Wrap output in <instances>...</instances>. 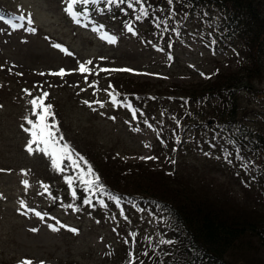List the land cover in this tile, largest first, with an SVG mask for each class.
Returning <instances> with one entry per match:
<instances>
[{
    "label": "rangeland",
    "instance_id": "rangeland-1",
    "mask_svg": "<svg viewBox=\"0 0 264 264\" xmlns=\"http://www.w3.org/2000/svg\"><path fill=\"white\" fill-rule=\"evenodd\" d=\"M69 2L0 0V16L4 17L0 20V264H116L112 251L119 246L122 229L139 230L155 241L166 233L137 203H120L119 210L104 216L55 208L43 184L53 169L51 158L36 151V144H32L33 153L27 150L32 140L25 131L32 129L27 121L36 123L38 119L31 99L47 92L44 103H60L68 131L77 138L92 139L97 147L110 149L128 162H151L154 159L142 157H154L156 128L151 120L146 118L143 123L113 105L114 97L105 89L110 79L148 82L157 85V90L172 85L192 87L218 69L237 70L247 62L239 43H216L211 37L205 43L210 34L197 31L196 21L175 23L173 30L180 36L163 47L141 27L132 24L129 32L103 15L94 21L81 18L77 24L65 11ZM211 14L212 20L207 22L215 25L218 20L213 18L219 13ZM17 15L26 18L17 22L24 27L13 29L5 21ZM106 34L114 35L116 42L109 43L104 39ZM89 60L92 65L85 66L91 73L81 74L79 63ZM101 68L132 71L104 72ZM61 69L66 73L62 78L50 74ZM260 89L256 96L240 94L241 124L247 125L249 119L264 127V82ZM156 114L163 121V114ZM200 133L186 134L183 142L178 135L177 146L164 154L166 164L188 177L207 179L228 190L243 205L264 202V193L247 181V174H253L247 156H232L228 145L214 137L210 148H205L201 141L209 143L206 139L212 136L208 131ZM224 150H229L227 157ZM255 162L264 170V159ZM34 212H40L44 219ZM145 261L137 257L135 264Z\"/></svg>",
    "mask_w": 264,
    "mask_h": 264
},
{
    "label": "trees",
    "instance_id": "trees-1",
    "mask_svg": "<svg viewBox=\"0 0 264 264\" xmlns=\"http://www.w3.org/2000/svg\"><path fill=\"white\" fill-rule=\"evenodd\" d=\"M76 12L83 13L81 21H94L103 15L124 28L139 26L163 47L180 36L173 30L175 23L183 19L196 21L197 31L203 29L210 34L205 43H209L210 37L216 43L229 40L239 43L247 54V62L241 63L237 70L218 69L192 87L172 85L157 90V85L148 82L110 79L106 91L118 102L126 100L136 117L143 123L146 118L151 120L156 128L155 159L151 162H128L110 149L97 147L92 139L77 138L68 131L60 103L48 101L52 114L48 123L56 126L53 128L56 139L68 146L79 165L73 167L71 161L63 160V171L49 170L43 179L49 202L57 209L100 216L119 210L120 203L139 204L166 233L155 241L139 230L122 229L119 246L112 251L116 264H135L141 256L146 264H263L264 202L243 205L228 190L207 179L191 178L172 170L164 154L177 146L178 135L183 142L186 134L201 136V131H208L212 136L206 139L209 143L201 141V144L210 148L214 137L228 145L232 156H247L253 172L247 174V181L264 193V170L255 162L257 158L264 159V127L261 123H250L249 119L247 125L241 124L239 119L240 94L256 96L262 92L264 0H140L139 3L90 0L87 5L76 4ZM214 12L219 13L213 18L218 20L215 25L207 22ZM115 107L132 114L119 103ZM156 112L163 114V121ZM224 151L227 157L229 150ZM89 168L94 175H89ZM95 176L99 177L103 191L99 188L89 191L83 183ZM69 179L71 185L67 183ZM85 199H90L91 205L85 204ZM100 201L107 207H102ZM69 205H75L79 211Z\"/></svg>",
    "mask_w": 264,
    "mask_h": 264
},
{
    "label": "snow or ice",
    "instance_id": "snow-or-ice-1",
    "mask_svg": "<svg viewBox=\"0 0 264 264\" xmlns=\"http://www.w3.org/2000/svg\"><path fill=\"white\" fill-rule=\"evenodd\" d=\"M66 2H67V0H66ZM89 2H90V0H70L65 11L69 16H71V18L77 24H79L80 23V16L83 15V13H79V12L74 11L73 6L78 4V3H82L84 5H87ZM108 2L109 3H115V0H108ZM121 2H122V0H121ZM137 2L139 3L140 0H137ZM169 2H171V0H169ZM91 3H98V0H91ZM129 6L131 7V5H129ZM140 11H141V13H143L144 9L141 8ZM3 19H4V17L0 16V20H3ZM25 19L26 18L24 16L17 15L13 19L6 20L5 23H7L11 28L17 29V28L24 27L23 24L17 23V22L23 21ZM137 19H139V16L137 17ZM28 22L31 23V21H28ZM128 31L132 32L133 28L131 26H129ZM104 39H106L109 43H115L116 42V38L114 35H107L106 34ZM54 47L60 48V45H54ZM61 51L67 52L66 49H61ZM92 63L93 62L91 60L84 62V63H79L78 71L81 74H84V73L90 74L91 69L89 67H86L85 64L92 65ZM99 71L108 72V71H132V70L131 69H103V68H101V69H99ZM50 74L55 75V76H60L62 78L66 73H65V70L61 69L59 72H53ZM41 75H43V73ZM28 94L31 96L30 92ZM48 95L49 94L47 92H43L41 95L37 96L34 99H31V101H30V104H31V107L33 110V114L38 119H37L36 123H33L32 120L27 121L28 124L32 125V129H25V131L29 132L30 136L32 137V140L29 143L27 150L30 154L33 153L34 149L32 147V144H36L37 145L36 151L42 152L51 158V166L53 167L54 170H60V171L64 170L62 168V161L63 160H69V161H71V164L73 167H78L79 166L78 160L73 159V153L68 148V146L67 145H61L59 143V141L56 139L55 133L53 132V128H55L56 126L54 124L48 123V119L52 115L51 111H50L51 106L46 105L44 103V101ZM109 95L111 96L112 94L110 93ZM111 102L113 103V105H117L119 103L120 106H124V107L129 108L132 111L133 118H135L136 112L132 108L131 104L128 103L126 100L118 102L115 98H113ZM85 103L87 104L88 101H85ZM103 106L104 105L101 103V107H103ZM40 145H43V147H40ZM142 159H155V158L154 157H147V158L142 157ZM89 175H94L91 168H89ZM82 178H83V173L81 174V179ZM67 183L69 185H71L72 180L69 179L67 181ZM83 183L87 186L89 191H91L93 188H99L101 191L104 190L103 187L99 184V177L98 176H95L93 180H85V181H83ZM24 184H25V186H27L28 182L24 181ZM71 194H72L73 198H76L75 191H72ZM117 202H118V198H117ZM23 203L24 202L22 201L21 204L23 205ZM84 203L91 205L92 201L90 199H85ZM100 204L102 207H107V205L104 204L103 201H100ZM68 207L74 208V210L79 211V209L76 208L75 205H69ZM29 211H32V210L29 209ZM34 214L38 218L44 219L43 215L40 212H34ZM32 230L37 231V229H32ZM52 230L57 231L58 229H56L55 227H52ZM68 230L73 231V232L77 231L76 229H68ZM21 264H32V262L31 261H22ZM133 264H134V262H133Z\"/></svg>",
    "mask_w": 264,
    "mask_h": 264
}]
</instances>
